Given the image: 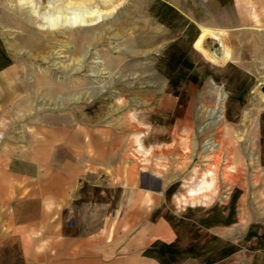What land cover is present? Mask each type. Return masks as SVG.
<instances>
[{
    "label": "rangeland",
    "instance_id": "rangeland-1",
    "mask_svg": "<svg viewBox=\"0 0 264 264\" xmlns=\"http://www.w3.org/2000/svg\"><path fill=\"white\" fill-rule=\"evenodd\" d=\"M28 3L0 0V226L8 196L38 182L25 166L65 163L79 170L64 179L111 194L158 187L180 225L204 220L209 256L221 214L224 264H250L230 240L264 218V25L232 23L230 2L123 0L41 29Z\"/></svg>",
    "mask_w": 264,
    "mask_h": 264
},
{
    "label": "crops",
    "instance_id": "crops-1",
    "mask_svg": "<svg viewBox=\"0 0 264 264\" xmlns=\"http://www.w3.org/2000/svg\"><path fill=\"white\" fill-rule=\"evenodd\" d=\"M243 1L215 3H231L235 25L249 26L255 21L264 25V0H252L257 19L250 16L251 0ZM204 27L205 32H213ZM71 137L79 147L77 137ZM89 138L81 147L91 145ZM33 165L37 166H25L24 175L28 180L38 177V182L30 180L23 196L14 200L8 196L11 209L7 217L11 221L7 227L0 226V264H224L221 214L215 220V249L209 256L204 220L193 223L186 218L180 225L168 216L163 205L166 195L156 191L158 187L143 189L141 184L127 186L125 182L111 194L106 184L64 179V169L74 166L79 170V166L55 164V173L46 177L43 164H38L35 175L31 173ZM245 234L242 240L237 236L230 240L231 251L238 252L241 243L256 252L250 264H264V218Z\"/></svg>",
    "mask_w": 264,
    "mask_h": 264
},
{
    "label": "bare ground",
    "instance_id": "bare-ground-1",
    "mask_svg": "<svg viewBox=\"0 0 264 264\" xmlns=\"http://www.w3.org/2000/svg\"><path fill=\"white\" fill-rule=\"evenodd\" d=\"M123 0H29L30 7L21 5V10L31 18L32 24L43 29L54 28L60 18H67L81 7L93 5L104 14H112L122 4ZM125 2V1H124ZM123 2V3H124ZM28 3V4H29ZM27 4V6H29ZM86 5V6H85ZM47 24V26H45ZM45 28V29H46ZM191 190V189H190Z\"/></svg>",
    "mask_w": 264,
    "mask_h": 264
},
{
    "label": "water",
    "instance_id": "water-1",
    "mask_svg": "<svg viewBox=\"0 0 264 264\" xmlns=\"http://www.w3.org/2000/svg\"><path fill=\"white\" fill-rule=\"evenodd\" d=\"M260 90L264 93V85L260 86Z\"/></svg>",
    "mask_w": 264,
    "mask_h": 264
}]
</instances>
